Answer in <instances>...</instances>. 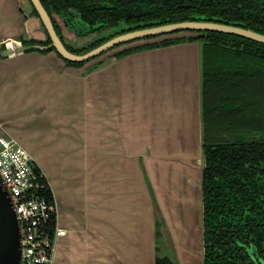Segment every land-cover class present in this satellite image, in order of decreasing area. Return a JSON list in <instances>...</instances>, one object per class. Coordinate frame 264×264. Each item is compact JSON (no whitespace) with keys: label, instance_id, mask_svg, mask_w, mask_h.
<instances>
[{"label":"water","instance_id":"water-1","mask_svg":"<svg viewBox=\"0 0 264 264\" xmlns=\"http://www.w3.org/2000/svg\"><path fill=\"white\" fill-rule=\"evenodd\" d=\"M29 2L36 8L42 25L50 37L51 43L48 47H54L62 58L55 54L61 60L64 58L83 61L117 42L167 31H191L199 35L201 31L210 30L264 43V34L239 24L199 19L171 22L130 32L108 40L85 53L74 54L62 43L40 0H29ZM179 36L192 35L182 33ZM24 39L26 38L21 36L18 39L1 41L0 59L27 51H38L29 50V46L22 42ZM184 45L187 46L181 47ZM34 48L39 47L34 46ZM177 48H183L181 50L188 52L177 53L181 51ZM162 50L167 52L163 53ZM142 52L154 53H148L141 59L139 54ZM189 54H192L193 58H181L188 57ZM120 60L119 68L123 72L121 75L125 77L128 75L131 78L128 87L134 92V118L135 120L145 118L141 113V105L144 103L143 110L148 111L150 131L155 137L149 140L135 139L133 142L104 138L96 145L92 140L86 143L87 153L83 154L82 158L89 174L90 169H95L98 174L108 173L113 177L115 189H120L117 188L119 180L132 184L134 200L131 202L134 206V218L143 233L139 241L131 239L129 235L123 236L124 245L128 244L131 248L138 247L140 252L134 256L120 254L121 263L155 264L157 257L165 256L173 264H203L202 185L206 161L203 148L205 130L202 42L184 41L135 51L119 58L105 59L89 71L69 66L64 60L63 62L68 72L87 75L96 68ZM180 63L183 64L178 65ZM191 76L193 78L188 79ZM138 86L142 90L141 97L135 94ZM179 88L180 95L174 98ZM11 137L27 150L34 162L35 156L21 140L15 136ZM36 164L42 174L46 175L43 174L45 178L48 177L46 179L52 191L58 229L63 228L59 222V211L70 204L69 198L66 196L64 200H59L49 182L46 170L39 163ZM127 188L129 190L131 187L127 186ZM78 199L79 196L76 194L70 200L76 205ZM88 201L93 200H86ZM64 229L67 233V229ZM147 232H149L148 248L144 238ZM65 234L55 238L50 264H54L57 239ZM23 254V229L16 212L15 199L0 172V264H22Z\"/></svg>","mask_w":264,"mask_h":264},{"label":"crops","instance_id":"crops-1","mask_svg":"<svg viewBox=\"0 0 264 264\" xmlns=\"http://www.w3.org/2000/svg\"><path fill=\"white\" fill-rule=\"evenodd\" d=\"M21 36L43 39L45 35L27 0H0V42ZM148 53L154 52L139 56L143 59ZM105 59L113 58L100 63ZM120 62L77 75L68 72L53 51H27L0 59V134L19 138L35 156L34 162L46 170L59 200L69 198L70 204L59 211L67 233L57 239L54 264H122L120 254L140 252L123 244V236L139 241L143 233L134 218L132 184L119 180L120 189H115L113 177L88 167L89 174L82 158L92 140L96 145L104 138L133 142L155 137L144 103L145 118H134L131 78L121 75ZM180 92L179 88L174 98ZM135 94L141 97L140 86ZM76 194L79 199L74 205L70 199ZM89 199L93 201L86 202ZM144 238L148 248L149 232Z\"/></svg>","mask_w":264,"mask_h":264},{"label":"trees","instance_id":"trees-1","mask_svg":"<svg viewBox=\"0 0 264 264\" xmlns=\"http://www.w3.org/2000/svg\"><path fill=\"white\" fill-rule=\"evenodd\" d=\"M41 2L49 14L51 10L65 12L69 8L76 9L82 21L88 24L89 31L115 25L120 19L127 22L205 19L239 24L264 34V0ZM171 40L147 43L148 47L140 50L184 41L202 42L205 130L203 148L206 161L202 185L203 264L207 263L209 242L213 241L212 244H217L218 247L228 245L231 248L232 240L234 243L255 245L260 249L264 262V43L210 30L201 31L197 36H178ZM22 42L24 44L26 39ZM29 50L48 52L34 46ZM129 53L132 52L126 54ZM65 63L76 67L67 61ZM226 128L240 133H236L230 141L223 139L218 133L220 129ZM242 133L258 135L249 140ZM253 165L261 166L262 177H250V171L256 170ZM32 167L44 184L42 194L52 200V191L47 179L40 175L42 172L36 163H33ZM223 226L230 227L226 232L232 235V239H225V230L221 228ZM233 237H236V240ZM244 252L247 254L245 250ZM209 254L215 257L217 253ZM160 262L173 264L165 256L156 258L155 264ZM215 264L222 263L218 261Z\"/></svg>","mask_w":264,"mask_h":264},{"label":"flooded vegetation","instance_id":"flooded-vegetation-1","mask_svg":"<svg viewBox=\"0 0 264 264\" xmlns=\"http://www.w3.org/2000/svg\"><path fill=\"white\" fill-rule=\"evenodd\" d=\"M28 1V4L31 8V14L38 18L43 31H44V38L43 39H36V38H29L26 39V42H24L25 45L32 47V46H38L39 49L42 50H48L55 52L59 57L60 54L55 50L54 47H48V45L51 43L50 37L45 30L44 26L42 25V22L38 16V12L36 8ZM41 2V0H40ZM42 4V2H41ZM43 8L49 15L52 24L54 26L55 31L59 35L62 43L64 46L72 53L74 54H82L85 53L91 49L96 48L97 46L101 45L102 43L111 40L117 36L125 35L130 32L143 30L150 27H156L160 26L166 23L171 22H161L159 20H133V21H126L125 19H120L117 24L112 26H103L100 27L97 30H90L88 24L82 21L78 11L74 8H69L68 11H60L55 12L53 10L49 12L42 4ZM188 21V20H184ZM178 22V21H176ZM109 28H116L113 33L108 32L107 34H103V32H106ZM191 32V31H189ZM183 31H167L157 34H148L144 36H139L136 38L126 39L121 42H117L113 44L112 46L102 50L101 52L83 60V61H74V60H67L64 59V61H67L70 64H73V66L76 67H90L95 66L100 61L106 57L110 58H116L120 55H124L128 52H133V50H140L143 48L148 47L147 43L152 42H160L163 40H170L173 41L175 38H178L179 35H181ZM76 37V38H75ZM31 40H35L32 42ZM143 44V45H142ZM62 58V57H61ZM218 132V131H216ZM236 133L240 132H234L228 128L226 129H220L218 136L222 137L223 139L229 140L231 137H233ZM242 135L245 137L247 136V139H251V137H255L258 134H245L242 133ZM230 141V140H229ZM252 167H255L256 170L250 171V177L253 176L256 178L262 177L261 174V166L253 165ZM222 230H225V239L231 238L232 235L227 230L230 229V227H221ZM234 229V228H232ZM235 230L237 231V228L235 227ZM233 239L236 240V237H233ZM212 241V240H211ZM232 246L229 248L227 245H223L222 247H218L217 244L213 245L212 242L208 243V256H207V263L206 264H215L218 261H221L222 264H257L261 263L264 264L260 249L253 245V244H245L244 242H237L234 243V240H232ZM214 243V242H213ZM240 248V249H239ZM249 255L247 257V254ZM216 252L215 257L210 256L209 253ZM218 255V256H217ZM158 264H165V263H158Z\"/></svg>","mask_w":264,"mask_h":264},{"label":"built area","instance_id":"built-area-1","mask_svg":"<svg viewBox=\"0 0 264 264\" xmlns=\"http://www.w3.org/2000/svg\"><path fill=\"white\" fill-rule=\"evenodd\" d=\"M33 163L24 147L12 137L0 134V172L14 196L23 229L22 264H50L55 238L66 232L64 228L58 229L53 199L42 194L44 184L34 172Z\"/></svg>","mask_w":264,"mask_h":264},{"label":"rangeland","instance_id":"rangeland-1","mask_svg":"<svg viewBox=\"0 0 264 264\" xmlns=\"http://www.w3.org/2000/svg\"><path fill=\"white\" fill-rule=\"evenodd\" d=\"M115 29L116 28H109L106 32H103V34H107L108 32H111V33H113L114 31H115ZM185 33V35H192V36H195V35H197V32H183V34ZM76 38V37H75Z\"/></svg>","mask_w":264,"mask_h":264}]
</instances>
